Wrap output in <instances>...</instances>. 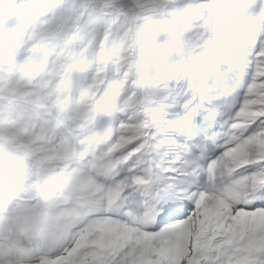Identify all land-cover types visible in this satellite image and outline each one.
<instances>
[{"label":"snow or ice","instance_id":"snow-or-ice-1","mask_svg":"<svg viewBox=\"0 0 264 264\" xmlns=\"http://www.w3.org/2000/svg\"><path fill=\"white\" fill-rule=\"evenodd\" d=\"M0 264H264V0H0Z\"/></svg>","mask_w":264,"mask_h":264}]
</instances>
